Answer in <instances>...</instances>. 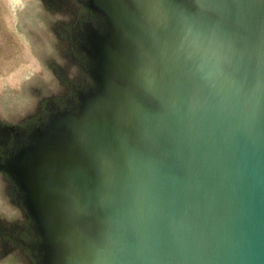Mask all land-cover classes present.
Instances as JSON below:
<instances>
[{"label":"rangeland","instance_id":"374dc122","mask_svg":"<svg viewBox=\"0 0 264 264\" xmlns=\"http://www.w3.org/2000/svg\"><path fill=\"white\" fill-rule=\"evenodd\" d=\"M150 2L0 0V264L122 255L110 223L78 202L67 172L103 178L116 150L102 135L146 145L135 121L158 105L149 79L159 72L132 27L160 38L175 3L200 9L197 0Z\"/></svg>","mask_w":264,"mask_h":264},{"label":"bare ground","instance_id":"6f19581e","mask_svg":"<svg viewBox=\"0 0 264 264\" xmlns=\"http://www.w3.org/2000/svg\"><path fill=\"white\" fill-rule=\"evenodd\" d=\"M197 1L200 9L195 15L180 12L175 3L173 10L178 12L161 25L160 38L132 27L141 33V41L157 64L159 77L156 74L149 81L158 105L148 107L144 120L135 121L144 147L110 133L99 137L103 146L113 143L116 157L101 167L103 178L95 177L101 197L88 209L110 223L108 235L122 255L100 253L92 257L93 264H186L169 244L159 243L156 223L175 218L179 188L201 177L181 130L185 106L198 105L209 96V84L204 85L194 67L198 61L211 60L235 74L245 48L264 53V16L255 15L252 0ZM151 2L148 5L154 9ZM132 23L130 19L128 24Z\"/></svg>","mask_w":264,"mask_h":264},{"label":"water","instance_id":"95a60500","mask_svg":"<svg viewBox=\"0 0 264 264\" xmlns=\"http://www.w3.org/2000/svg\"><path fill=\"white\" fill-rule=\"evenodd\" d=\"M252 3L264 16V0ZM198 62L209 96L185 106L181 130L201 177L179 188L175 218L156 223L159 243L186 264H264V53L245 48L235 74ZM67 176L83 207L99 201L93 175Z\"/></svg>","mask_w":264,"mask_h":264}]
</instances>
